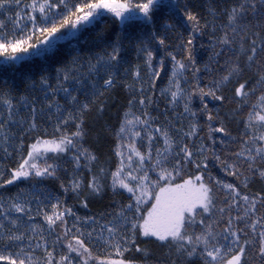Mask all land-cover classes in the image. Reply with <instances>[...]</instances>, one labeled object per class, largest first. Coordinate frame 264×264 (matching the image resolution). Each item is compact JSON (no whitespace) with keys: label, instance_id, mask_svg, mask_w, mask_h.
Instances as JSON below:
<instances>
[{"label":"snow or ice","instance_id":"1","mask_svg":"<svg viewBox=\"0 0 264 264\" xmlns=\"http://www.w3.org/2000/svg\"><path fill=\"white\" fill-rule=\"evenodd\" d=\"M105 17L121 31L86 63L0 94V264H264V0H0V57L43 58ZM133 22L153 30L129 68ZM109 193L126 199L76 210Z\"/></svg>","mask_w":264,"mask_h":264},{"label":"trees","instance_id":"2","mask_svg":"<svg viewBox=\"0 0 264 264\" xmlns=\"http://www.w3.org/2000/svg\"><path fill=\"white\" fill-rule=\"evenodd\" d=\"M204 2L205 0H194V3L198 5ZM168 13L169 9L164 5H162L158 10L157 19L160 22L157 24V29L161 31V34H163V20L169 19ZM105 24L109 25L108 32L110 36H113V38L115 33H119L121 31L118 22L113 21L111 17H105L103 21L98 22L92 28L85 29L84 31L80 32V34L74 39L61 43L57 46L54 52L43 58L32 57L31 59L24 58L17 62H6L3 57H0V94L11 91L14 95H25L28 86L33 80H39V78L43 75L55 77L56 70L64 65L70 64L73 57H79L81 63H86L89 58L94 57L96 53L100 52L102 50V47L104 46L103 44L97 42L96 33L103 29ZM152 30L153 28L151 25H145L141 22H133L130 26H127L125 28V43L127 48V51L125 52V58L128 61L126 67L131 68L137 63L143 64L142 58L139 60L137 59L136 44H138L142 39H148V36ZM179 30L181 32L184 31L183 28H180ZM167 36L170 43L175 44L177 42V37L174 33H167ZM201 42L204 43L207 47L208 37L201 38V40L198 41V44ZM105 43H111V40H106ZM162 55H164L163 51L158 54V56ZM210 55L211 52L207 51L206 48L204 50H201L198 57L201 64L206 61L208 56ZM84 71H86V69ZM167 75V72L161 74V78L156 81L157 89L167 85ZM207 79H210V76L205 77V83L207 82ZM128 82H132L131 79H129ZM33 94L39 95V92L37 91ZM157 97L159 108H154L152 109V111L154 112V114L159 115L163 112L166 101L163 98H159L158 92ZM127 100L128 92L123 88H118L113 94L112 100L110 101L111 107L105 119H109L112 123H115L120 111L125 108ZM196 103L198 104V101ZM213 103L215 102H210L209 106L211 107ZM228 107L232 106L229 105ZM24 114L26 115L27 113L25 112ZM89 119L91 121L93 117H89ZM217 151H219V148L217 149ZM209 170L211 172L213 171L214 176H218L221 179L231 180V178L226 177L224 173L223 175L221 174V169L215 163V161H209ZM50 183L55 188L54 182ZM20 187H26V184H21ZM258 187H260L259 184L254 185L253 190ZM11 191L15 192V187H12ZM112 199H126V194L113 196L111 193H109L103 201L93 202V204L90 206L91 212H89V210L87 209L82 208H77L76 210L82 216L89 215L92 214V212H98L102 210ZM69 203L72 204L74 203V201L70 199ZM147 247L149 249H155L156 245L149 242L147 244Z\"/></svg>","mask_w":264,"mask_h":264},{"label":"rangeland","instance_id":"3","mask_svg":"<svg viewBox=\"0 0 264 264\" xmlns=\"http://www.w3.org/2000/svg\"><path fill=\"white\" fill-rule=\"evenodd\" d=\"M26 58V57H25ZM212 174H213V171H212ZM221 174L223 175V172L221 171Z\"/></svg>","mask_w":264,"mask_h":264}]
</instances>
